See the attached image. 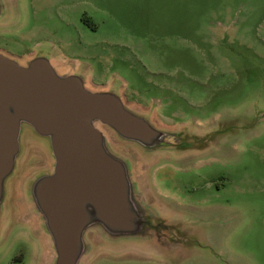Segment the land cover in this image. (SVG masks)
I'll list each match as a JSON object with an SVG mask.
<instances>
[{
  "label": "rangeland",
  "instance_id": "obj_1",
  "mask_svg": "<svg viewBox=\"0 0 264 264\" xmlns=\"http://www.w3.org/2000/svg\"><path fill=\"white\" fill-rule=\"evenodd\" d=\"M16 2L6 4L0 51L78 63L158 126L212 124L205 151L151 170L155 190L183 206L190 255L154 245L98 250L87 264H264V0ZM26 139L6 181L0 264H46L14 202L16 179L47 157L45 142Z\"/></svg>",
  "mask_w": 264,
  "mask_h": 264
},
{
  "label": "water",
  "instance_id": "obj_2",
  "mask_svg": "<svg viewBox=\"0 0 264 264\" xmlns=\"http://www.w3.org/2000/svg\"><path fill=\"white\" fill-rule=\"evenodd\" d=\"M11 1L0 0V25ZM88 79L78 63L0 51V222L8 221L6 181L32 137L46 143L47 157L39 173L16 179L14 202L28 234L43 240L46 264L154 245L187 257L183 206L155 190L151 170L205 151L212 124L158 126L122 90Z\"/></svg>",
  "mask_w": 264,
  "mask_h": 264
}]
</instances>
